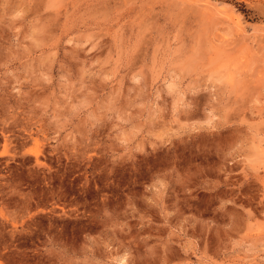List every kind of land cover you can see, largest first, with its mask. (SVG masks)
<instances>
[{
	"label": "rangeland",
	"instance_id": "rangeland-1",
	"mask_svg": "<svg viewBox=\"0 0 264 264\" xmlns=\"http://www.w3.org/2000/svg\"><path fill=\"white\" fill-rule=\"evenodd\" d=\"M0 264H264V0H0Z\"/></svg>",
	"mask_w": 264,
	"mask_h": 264
}]
</instances>
